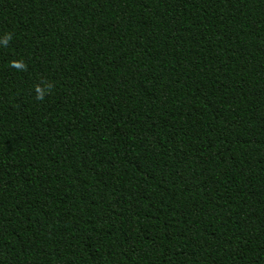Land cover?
Returning <instances> with one entry per match:
<instances>
[{"label": "trees", "instance_id": "obj_1", "mask_svg": "<svg viewBox=\"0 0 264 264\" xmlns=\"http://www.w3.org/2000/svg\"><path fill=\"white\" fill-rule=\"evenodd\" d=\"M0 264H264V0H0Z\"/></svg>", "mask_w": 264, "mask_h": 264}]
</instances>
